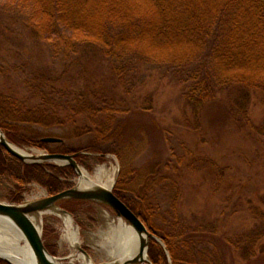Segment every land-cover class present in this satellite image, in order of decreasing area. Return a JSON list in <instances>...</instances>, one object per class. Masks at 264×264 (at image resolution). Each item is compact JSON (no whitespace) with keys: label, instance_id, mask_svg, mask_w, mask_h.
I'll use <instances>...</instances> for the list:
<instances>
[{"label":"rangeland","instance_id":"1","mask_svg":"<svg viewBox=\"0 0 264 264\" xmlns=\"http://www.w3.org/2000/svg\"><path fill=\"white\" fill-rule=\"evenodd\" d=\"M13 20L0 0V91L24 97L30 92L25 83L31 74L63 71L66 63L57 61L49 46L33 41ZM82 61L124 111L118 115L124 138L114 146L105 145L103 153L84 151L93 138L78 137L72 129L66 138L56 131V137L64 139L63 149L60 144L10 143L33 155L66 154L61 152L67 148L96 154L81 155L77 161L93 181L100 168H116L114 189L127 199L141 200L159 233L183 235L185 245L178 242L180 247L175 249L177 264H264V96L251 102L250 127L238 129L227 113L229 107L226 114L222 110L223 105L235 104L234 94H220L221 104L198 115L185 96V77L173 75L174 71L140 60L138 71L129 70V76L121 79L110 60L100 55ZM35 129L26 132L29 138ZM59 148L61 152H50ZM60 179L70 188L80 181L75 171ZM14 187L10 179L0 176V203L20 205L50 196L45 188L31 183L20 192L22 202L15 203ZM61 208L71 215L80 233L79 247L91 262L111 263L108 248L93 240L105 242L113 231L111 219L120 218L107 207L84 201L65 202ZM33 219L41 225L45 245L60 264H69L73 254H83L71 248L59 214H37ZM151 251L150 240V259ZM73 264L83 263L76 259Z\"/></svg>","mask_w":264,"mask_h":264},{"label":"trees","instance_id":"2","mask_svg":"<svg viewBox=\"0 0 264 264\" xmlns=\"http://www.w3.org/2000/svg\"><path fill=\"white\" fill-rule=\"evenodd\" d=\"M1 1L13 25L22 27L33 41L49 46L52 56L66 63L63 71L31 74L25 83L30 92L24 97L0 91V128L17 144L47 147L43 138L56 137V131L66 138L72 129L78 137L93 138L84 151L103 153L105 145L114 146L124 138L118 117L124 111L84 66L86 56L110 60L121 79L138 71L141 61L184 76L185 96L198 115L221 104L220 94H234L235 104L223 105L222 110L226 114L229 107L227 113L238 129L250 127L251 102L264 96V0ZM32 127L36 131L29 138L26 132ZM80 151L67 148L61 153ZM6 152L0 145V176L15 184V203L22 202L20 192L31 183L45 188L50 196L70 188L60 177L74 175L71 167L30 165ZM81 160L80 155L77 161ZM114 193L163 240L177 264L175 249L180 247L178 242L185 245L183 235L159 233L141 200L127 199L117 188ZM151 249L153 264H167L166 252L153 239ZM0 264L9 263L0 259Z\"/></svg>","mask_w":264,"mask_h":264},{"label":"water","instance_id":"3","mask_svg":"<svg viewBox=\"0 0 264 264\" xmlns=\"http://www.w3.org/2000/svg\"><path fill=\"white\" fill-rule=\"evenodd\" d=\"M41 141L47 144L63 143V140L57 137H46ZM0 145L10 155L26 164L41 165L46 163H55L63 166H70L73 168L79 179H81L84 175L79 163L77 162V157L80 155L96 156V154H89L86 152H80L72 155L23 154L13 149L10 140L1 128ZM116 182L117 178L111 188L102 186L101 184L93 181L91 185L82 187L79 182V184L73 188L66 189L56 195L48 196L33 202L20 205L0 203V220L10 222L23 235L34 256L35 264H60L58 259L47 249L43 240L42 231L35 224L33 217L37 214L51 211L71 216L68 211L61 208L63 203L69 201H84L98 204L111 209L118 218L127 222L139 238V252L136 256L127 259H117L115 262L109 264H153L148 255L151 239L159 242L163 246L167 254L169 264H173L171 255L165 243L155 234L151 233L144 222L114 193V186ZM78 250L89 258L87 252H85V250L81 247H79ZM0 259L12 264L6 258L0 256Z\"/></svg>","mask_w":264,"mask_h":264},{"label":"bare ground","instance_id":"4","mask_svg":"<svg viewBox=\"0 0 264 264\" xmlns=\"http://www.w3.org/2000/svg\"><path fill=\"white\" fill-rule=\"evenodd\" d=\"M11 146L20 153H28L27 150L21 149L14 144ZM82 172L84 176L79 182L82 187H87L91 185L93 180L85 171L82 170ZM115 177L116 168L112 171L100 168L93 182L111 188L115 182ZM46 213H57L64 219L67 238L71 244V248L76 252L81 245V238L79 230L74 226L73 219L69 215L60 214L55 211L44 212L42 215ZM111 220L113 231L106 241L100 242L99 240H93L94 243L98 246L108 248V252L111 255V263L115 262L117 259H127L136 256L139 252V238L137 234L126 222H124V220ZM37 226L38 228L41 227L39 224H37ZM0 256L8 259L12 264H35L34 256L23 235L10 222L4 220H0ZM76 259L80 260L83 264H93L84 254H78L77 256L73 254L69 264H73Z\"/></svg>","mask_w":264,"mask_h":264}]
</instances>
